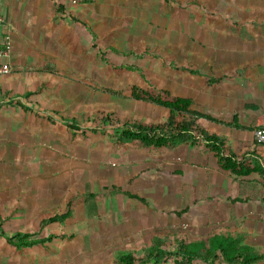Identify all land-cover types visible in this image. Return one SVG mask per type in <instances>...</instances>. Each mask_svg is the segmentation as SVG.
Returning a JSON list of instances; mask_svg holds the SVG:
<instances>
[{
    "label": "rangeland",
    "instance_id": "374dc122",
    "mask_svg": "<svg viewBox=\"0 0 264 264\" xmlns=\"http://www.w3.org/2000/svg\"><path fill=\"white\" fill-rule=\"evenodd\" d=\"M93 44L78 31V52L67 54L66 64L50 55L31 78L20 79L18 90L28 94L0 99V224L7 235H62L19 249L0 234V264H118L122 253H133L137 264H174L179 243L232 233L217 212H203V198L219 201L210 181L192 179L215 169L198 162L197 152L208 150L199 137L175 136L162 148L119 140L130 125L165 124L169 111L148 96L182 93L174 83L187 72L172 68L165 54ZM197 101L195 108L205 111L204 98ZM200 124L210 125L202 118ZM263 151L245 161L256 169L252 178L230 175L264 200ZM262 205L251 223L257 234L239 236L264 253ZM65 213L62 221L41 224ZM155 246L163 254L155 251L151 263Z\"/></svg>",
    "mask_w": 264,
    "mask_h": 264
},
{
    "label": "crops",
    "instance_id": "0c3cea01",
    "mask_svg": "<svg viewBox=\"0 0 264 264\" xmlns=\"http://www.w3.org/2000/svg\"><path fill=\"white\" fill-rule=\"evenodd\" d=\"M0 16V47L6 38L11 42L9 57L0 59L11 67L0 75L2 102L24 96L20 79L31 78L50 55H62L65 63L78 52L79 31L91 45L170 57L172 68L187 72L178 73L174 83L182 93L171 92L192 98L194 108L204 98L202 112L218 120L202 118L210 123L202 124L204 130L223 139L230 151L245 154L246 162L260 158L264 144L256 143L253 129L264 119V0H0ZM205 148L197 152L198 162H211L215 169L192 179L210 181L219 202L206 196L203 212H217L237 235L257 234L251 223L263 196L239 182L253 176L234 179Z\"/></svg>",
    "mask_w": 264,
    "mask_h": 264
},
{
    "label": "trees",
    "instance_id": "16d2710c",
    "mask_svg": "<svg viewBox=\"0 0 264 264\" xmlns=\"http://www.w3.org/2000/svg\"><path fill=\"white\" fill-rule=\"evenodd\" d=\"M167 93V91H166ZM168 94V93H167ZM148 99L169 111L165 124H136L119 131V140L139 143L144 147L162 148L172 145L173 137L185 140L199 137L200 143L206 144L214 151L219 166L236 177L249 176L256 169L245 162V154L230 151L225 141L216 134H209L200 124L201 118L218 121L207 113L193 107V99L190 97L172 96L161 98L150 95ZM172 143V144H171ZM257 143V142H256ZM67 213L55 215L41 222H58L67 218ZM0 234L6 236L9 244L16 248H29L36 244H44L46 241L62 238V235H49L46 237H32L30 232L17 231L13 235H7L0 224ZM156 255L163 254L159 246H155L150 254V262ZM174 264H196V260L214 262L218 258L230 264H256L264 259V253L258 252L250 244L242 242L239 235L232 232L216 233L208 240L181 242L174 249ZM137 258L133 253H122L118 264H137ZM149 263V261H148Z\"/></svg>",
    "mask_w": 264,
    "mask_h": 264
},
{
    "label": "built area",
    "instance_id": "2783aa9c",
    "mask_svg": "<svg viewBox=\"0 0 264 264\" xmlns=\"http://www.w3.org/2000/svg\"><path fill=\"white\" fill-rule=\"evenodd\" d=\"M85 1H88V0H71V2L73 3H80V2H85ZM1 19L2 17L0 16V20ZM10 51H11V42L8 38H6L2 46L0 47V59L8 58L10 55ZM10 70H11V67L8 62L0 61V75L9 73ZM253 136L257 143L264 144V119L259 125H257L253 129Z\"/></svg>",
    "mask_w": 264,
    "mask_h": 264
}]
</instances>
